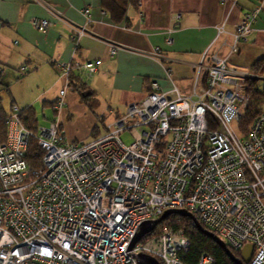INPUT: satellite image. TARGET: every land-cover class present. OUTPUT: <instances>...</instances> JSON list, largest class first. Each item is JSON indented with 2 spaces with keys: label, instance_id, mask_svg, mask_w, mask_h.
<instances>
[{
  "label": "built area",
  "instance_id": "built-area-1",
  "mask_svg": "<svg viewBox=\"0 0 264 264\" xmlns=\"http://www.w3.org/2000/svg\"><path fill=\"white\" fill-rule=\"evenodd\" d=\"M260 13L264 0L239 20L231 44L223 43L225 58L221 50L211 57L204 84L195 83L190 96L152 83L142 102L90 143L65 138V91L45 127L35 128L10 104L0 143V264H137L135 255L181 264L184 230L154 234L157 226L130 249L141 227L168 211L190 214L232 251L253 246L250 264H264V111L244 133L241 121L256 86L237 69L247 65V51L264 53V30L255 28ZM89 15L83 12L87 26ZM225 25L217 40L227 34ZM32 26L40 33L51 27L47 21ZM87 33L81 28L71 37L74 48ZM117 51L110 47V59ZM100 65L61 70L67 80L74 70L91 78ZM124 132L129 146L121 141ZM31 139L42 153L36 170L25 162ZM199 264L213 262L203 257Z\"/></svg>",
  "mask_w": 264,
  "mask_h": 264
},
{
  "label": "crops",
  "instance_id": "crops-1",
  "mask_svg": "<svg viewBox=\"0 0 264 264\" xmlns=\"http://www.w3.org/2000/svg\"><path fill=\"white\" fill-rule=\"evenodd\" d=\"M130 1L136 4L129 2L126 19L116 25L104 12L102 0H0L1 81L6 87L0 97L4 95L3 102L8 103L5 111L10 104L24 113L33 110L39 126L38 111L44 119L47 110L54 114L53 105L65 91L61 115L65 138L82 143L64 129L79 97L69 89L62 67L101 62L98 72L91 78L82 74L81 82L85 94L103 107V119L107 114L115 115L114 120L123 116L131 105L145 99L152 83L163 92L175 87L188 97L195 83L204 84L211 57L221 50L219 57L225 58L223 43L231 44L239 20L261 2ZM85 10L90 12L89 26ZM34 21H47L51 27L40 33L32 26ZM224 23L227 34L217 40V28ZM81 28L88 33L74 48L71 37ZM255 28L264 30V13L259 14ZM111 46L118 49L114 59H110Z\"/></svg>",
  "mask_w": 264,
  "mask_h": 264
},
{
  "label": "trees",
  "instance_id": "trees-1",
  "mask_svg": "<svg viewBox=\"0 0 264 264\" xmlns=\"http://www.w3.org/2000/svg\"><path fill=\"white\" fill-rule=\"evenodd\" d=\"M129 2L136 4V2L130 0H102V8L104 12L109 15L111 21L118 25L126 19V10ZM261 61L256 64L257 66L255 69L254 67L252 68L254 69V76H259L262 72H264V60ZM1 72L2 67L0 65V92L6 88L3 87L1 81ZM75 72L76 71L74 70L70 74L68 84L69 87L73 89V92L80 94L83 98L86 94L84 88L85 86H83L81 82L82 75L77 74L78 72L75 75ZM247 83L252 85L255 84L256 90L253 94L254 100L244 112L243 119L241 121V127L243 128L244 133L264 111V81L262 82V85L253 83L252 80H247ZM25 114L27 115L29 122L36 128L37 122L35 121V112L33 110H28ZM7 123L8 118L5 114L3 99L0 97V143H5L6 141ZM41 158L42 153L39 150L36 141L31 139L25 156V162L31 170H36L40 166ZM164 227L174 230H184L188 241V248L180 256L181 264H199L203 257L210 258L213 264H234L226 256L223 250L196 230L191 220L176 215L169 216L157 227L154 234L160 232ZM202 228L206 230L203 226ZM229 250L236 259L240 258V252H235L231 249Z\"/></svg>",
  "mask_w": 264,
  "mask_h": 264
},
{
  "label": "rangeland",
  "instance_id": "rangeland-1",
  "mask_svg": "<svg viewBox=\"0 0 264 264\" xmlns=\"http://www.w3.org/2000/svg\"><path fill=\"white\" fill-rule=\"evenodd\" d=\"M244 53L243 60L246 62V66L237 67L241 72H244L251 76L253 83L262 85L264 81V72L259 76H254V69L256 64L261 60H264V53ZM262 62V61H261ZM254 67V69H252ZM86 84V83H85ZM252 85V84H251ZM255 85V84H253ZM78 101L72 109L71 121L64 122L65 131L73 136H76L78 142L90 143L95 139L105 136L108 132L109 126L114 122L115 115H106V119H103L104 114L102 113V108L97 105L94 98L86 94L82 96L78 94ZM80 102V103H79ZM6 108L8 103L3 102ZM45 114L48 119H55V115L52 114L51 110H47ZM37 118L39 120V126L45 127L48 123V119L43 118L41 111L37 113ZM47 126V125H46ZM68 138V137H67ZM121 141L125 146H129L132 143L131 136L128 132H124L120 135Z\"/></svg>",
  "mask_w": 264,
  "mask_h": 264
},
{
  "label": "water",
  "instance_id": "water-1",
  "mask_svg": "<svg viewBox=\"0 0 264 264\" xmlns=\"http://www.w3.org/2000/svg\"><path fill=\"white\" fill-rule=\"evenodd\" d=\"M172 215H176L191 220L196 230L205 237H207L208 239H210L212 242H214L217 245V247H219L221 250H223L226 256L234 264H250L254 250L253 246L251 245L245 246L240 252V258L236 259L224 243H222L218 238L213 236L211 233L205 231L190 214L184 211H168L158 221L144 224L141 227L139 233L136 235L133 242L131 243L130 249H132L136 244H138L144 237L151 234L156 229L157 226H159L169 216ZM134 259L137 261V264H159L156 260L145 255H135Z\"/></svg>",
  "mask_w": 264,
  "mask_h": 264
},
{
  "label": "bare ground",
  "instance_id": "bare-ground-1",
  "mask_svg": "<svg viewBox=\"0 0 264 264\" xmlns=\"http://www.w3.org/2000/svg\"><path fill=\"white\" fill-rule=\"evenodd\" d=\"M77 65H78V64H77ZM79 66H82V65H79ZM79 71L81 72L82 70H79ZM81 74H83V72H82ZM119 118H120V117H119ZM117 119H118V118H117ZM115 120H116V119H115ZM115 120H114V121H115Z\"/></svg>",
  "mask_w": 264,
  "mask_h": 264
}]
</instances>
